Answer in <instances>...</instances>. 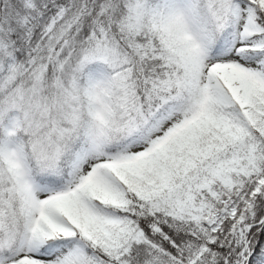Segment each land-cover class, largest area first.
Returning <instances> with one entry per match:
<instances>
[{
	"label": "snow or ice",
	"instance_id": "snow-or-ice-1",
	"mask_svg": "<svg viewBox=\"0 0 264 264\" xmlns=\"http://www.w3.org/2000/svg\"><path fill=\"white\" fill-rule=\"evenodd\" d=\"M0 264H264V0H0Z\"/></svg>",
	"mask_w": 264,
	"mask_h": 264
}]
</instances>
